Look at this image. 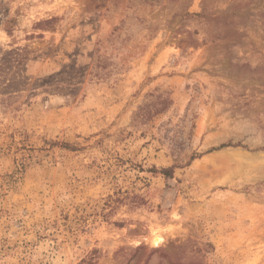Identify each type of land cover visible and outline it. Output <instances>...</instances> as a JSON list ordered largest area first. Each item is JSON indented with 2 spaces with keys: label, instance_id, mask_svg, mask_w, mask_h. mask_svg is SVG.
<instances>
[{
  "label": "rangeland",
  "instance_id": "1",
  "mask_svg": "<svg viewBox=\"0 0 264 264\" xmlns=\"http://www.w3.org/2000/svg\"><path fill=\"white\" fill-rule=\"evenodd\" d=\"M0 264H264V0H0Z\"/></svg>",
  "mask_w": 264,
  "mask_h": 264
},
{
  "label": "trees",
  "instance_id": "2",
  "mask_svg": "<svg viewBox=\"0 0 264 264\" xmlns=\"http://www.w3.org/2000/svg\"><path fill=\"white\" fill-rule=\"evenodd\" d=\"M7 31H9L7 29ZM154 100L150 103H146L142 106H139L137 111L134 113V120L135 118H139L141 121L143 118L148 117L149 115H151L152 113H159L161 111H163L164 109L167 108L168 103L171 101L170 98L168 97H164L162 98L160 95H156L154 96ZM235 144H231L229 142L227 143H220L219 145L215 146V147H211L208 151H212V150H217L226 146H234ZM238 145V144H236ZM199 154L195 153L190 157V160H193L194 158L198 157ZM173 168H175V166H171V167H163L160 169H156L153 168L151 169L152 171L162 174L164 177H172L173 176ZM121 198L120 197H116V198H112L109 197V199L104 203L105 206H111L114 202L119 201Z\"/></svg>",
  "mask_w": 264,
  "mask_h": 264
}]
</instances>
